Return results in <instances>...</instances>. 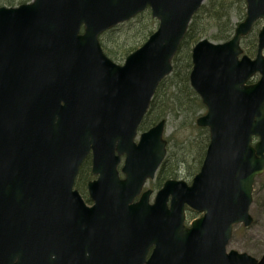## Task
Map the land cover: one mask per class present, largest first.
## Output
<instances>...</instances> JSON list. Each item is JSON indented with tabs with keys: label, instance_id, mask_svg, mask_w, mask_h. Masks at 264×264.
I'll return each instance as SVG.
<instances>
[{
	"label": "water",
	"instance_id": "95a60500",
	"mask_svg": "<svg viewBox=\"0 0 264 264\" xmlns=\"http://www.w3.org/2000/svg\"><path fill=\"white\" fill-rule=\"evenodd\" d=\"M204 2L0 8V264H264V255L227 252L234 227L254 222L253 186L264 173V26L255 58L241 48L264 20V0H245L231 40L192 50L190 84L207 109L197 126L210 135L200 172L191 185L167 181L153 204L152 191L141 194L167 141L164 120L136 142L138 129ZM148 9L157 31L115 64L99 37ZM89 156L92 207L74 188ZM186 208L202 214L189 228Z\"/></svg>",
	"mask_w": 264,
	"mask_h": 264
},
{
	"label": "trees",
	"instance_id": "16d2710c",
	"mask_svg": "<svg viewBox=\"0 0 264 264\" xmlns=\"http://www.w3.org/2000/svg\"><path fill=\"white\" fill-rule=\"evenodd\" d=\"M26 1V0H23ZM13 4V0L8 2ZM144 14V13H143ZM150 16V14H149ZM246 3L245 0H206L198 13L193 17L188 31L181 43V46L172 61L173 71L158 86V89L151 101L148 112L143 120L140 131L144 132L155 126L159 122L165 120L166 123H178L181 128L191 126L196 123L197 115L205 109L201 99L193 91L190 85V73L192 69L191 52L193 47L203 39H209L215 43H224L229 41L234 33L237 25L245 19ZM237 19V22L234 20ZM258 23L251 34L243 39L242 49L245 55L254 58L257 54L258 45ZM151 32L149 36L152 34ZM149 36L143 34L144 42ZM101 42V39H100ZM101 45L105 54L112 60L118 58L117 54H111ZM137 48L125 47L121 50L124 55H128ZM120 51V50H119ZM114 58V59H113ZM117 61V60H115ZM196 128V126H193ZM205 143L200 147L203 152L201 156L204 158L206 148L209 143V134L205 130ZM170 143V141H169ZM187 148L192 142L185 143ZM177 147V146H176ZM198 147V146H197ZM199 149V148H198ZM169 158V157H168ZM166 157L158 171V184L170 179L177 174L175 164ZM202 163V162H201ZM90 170V163L86 162L77 181V188L81 191L85 186L80 179L83 177V170ZM80 186V188H79Z\"/></svg>",
	"mask_w": 264,
	"mask_h": 264
},
{
	"label": "rangeland",
	"instance_id": "374dc122",
	"mask_svg": "<svg viewBox=\"0 0 264 264\" xmlns=\"http://www.w3.org/2000/svg\"><path fill=\"white\" fill-rule=\"evenodd\" d=\"M10 1L12 0H0V6L17 7L24 2L23 0H13V4L9 5L8 2ZM149 14L150 12L146 11L144 14L139 15L128 23L119 25L101 37V42L106 50L110 54H117L118 58L115 59L117 61L113 60L114 62L123 64L129 54L124 55L121 50L130 46L137 49L140 48L146 42L143 40V34L145 33L146 36H149L151 32L157 30L158 21L153 19L151 15L149 16ZM234 22H237V19ZM263 25V23H260L257 29L260 31ZM257 79L256 77L255 80L257 81ZM205 114L206 108L197 115V119ZM193 126H196V128ZM205 130L208 131V129L197 127L196 123L183 128L178 123L171 122V120L170 123H166L165 138L168 143L170 141L167 148V158L169 157L168 159L175 164V169H178L177 175L172 178L183 180L190 184L194 176L199 172L203 160V156H201L203 152L200 147L205 143ZM182 142L186 144L192 142V144L184 148V144H181ZM154 181L156 179L149 182L145 187V190H154L151 200L154 199L156 192L160 189L158 186H156L158 188L154 186ZM80 193L83 196H87L84 190H81ZM252 197L253 203L250 207V215L254 222L249 228H245L243 225L235 226L227 252L236 251L260 259L264 255V173L256 178Z\"/></svg>",
	"mask_w": 264,
	"mask_h": 264
},
{
	"label": "flooded vegetation",
	"instance_id": "af4514ba",
	"mask_svg": "<svg viewBox=\"0 0 264 264\" xmlns=\"http://www.w3.org/2000/svg\"><path fill=\"white\" fill-rule=\"evenodd\" d=\"M25 2H28V0L25 1ZM0 7H3V6H0ZM87 162L90 163V170H89V172H88L87 169L83 170V173H82L83 177L80 179V181L82 182V184H83L86 188L88 187V185H89L90 182H93V181L95 180V178L93 177V175H92V173H91V163H92L91 159H90V158L87 159ZM80 173H81V172H79V175H78V177H77V180H79V178H80ZM155 179H156V181H154V186H155V187L158 186L159 188H161L167 180H174L175 178H170V179L165 180V181L162 183L161 186H160V185L158 184V182H157L158 177H156ZM155 179H154V180H155ZM175 180H178V179H175ZM152 181H153V180H152ZM149 182H151V181H149ZM149 182H148V183H149ZM158 187H156V188H158ZM150 191H152V190H150ZM153 195H154V190H153ZM151 198H152V197H151ZM138 201H139V198L135 199V203L138 202ZM87 202H88V200H87ZM149 202H150V203H154V199H153V200H150V199H149ZM87 204H88V205H91L90 202H88ZM185 216H186V226H187V227H190L191 223H192L193 221H195L197 218H199L201 215H199V214H197V213L191 211L190 209L186 208V210H185Z\"/></svg>",
	"mask_w": 264,
	"mask_h": 264
}]
</instances>
